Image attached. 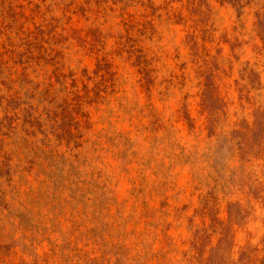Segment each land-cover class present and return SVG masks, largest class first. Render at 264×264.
I'll list each match as a JSON object with an SVG mask.
<instances>
[{
  "label": "trees",
  "instance_id": "1",
  "mask_svg": "<svg viewBox=\"0 0 264 264\" xmlns=\"http://www.w3.org/2000/svg\"><path fill=\"white\" fill-rule=\"evenodd\" d=\"M2 239L45 264H264V0H0Z\"/></svg>",
  "mask_w": 264,
  "mask_h": 264
},
{
  "label": "rangeland",
  "instance_id": "2",
  "mask_svg": "<svg viewBox=\"0 0 264 264\" xmlns=\"http://www.w3.org/2000/svg\"><path fill=\"white\" fill-rule=\"evenodd\" d=\"M231 13L230 9L221 10L220 14L223 26H229L232 23L234 17ZM181 40L182 32L178 28L173 32L164 34V37L158 44L162 56L161 60H166L168 64H171L173 60L170 57L175 54L176 51H178L181 56L184 55L185 49L181 44ZM80 67H86L87 70L91 72L94 68V59L89 55L81 56ZM90 110H92V108H90ZM98 118V112L92 110V120L97 121ZM100 126L101 124L96 122L95 127L99 128ZM7 230L4 229V232H7ZM48 249L49 246L46 244L37 246L39 257L38 260H35L36 254L33 246L25 245L21 241L14 243L9 239H2L0 240V264H8V262H11V264H20L22 260L25 261V264H45V261L42 260V254L48 251ZM48 264L65 263L60 258L51 256L48 260Z\"/></svg>",
  "mask_w": 264,
  "mask_h": 264
}]
</instances>
